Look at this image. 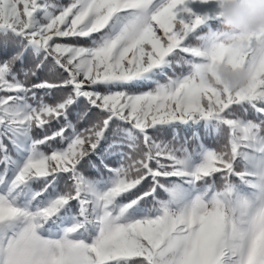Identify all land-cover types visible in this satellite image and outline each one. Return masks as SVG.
I'll return each instance as SVG.
<instances>
[{
  "label": "snow or ice",
  "instance_id": "obj_1",
  "mask_svg": "<svg viewBox=\"0 0 264 264\" xmlns=\"http://www.w3.org/2000/svg\"><path fill=\"white\" fill-rule=\"evenodd\" d=\"M190 2L0 0V50L19 48L0 60V264H264V32ZM81 100L98 110L83 128Z\"/></svg>",
  "mask_w": 264,
  "mask_h": 264
},
{
  "label": "clouds",
  "instance_id": "obj_2",
  "mask_svg": "<svg viewBox=\"0 0 264 264\" xmlns=\"http://www.w3.org/2000/svg\"><path fill=\"white\" fill-rule=\"evenodd\" d=\"M222 29L239 34L264 32V0H217ZM223 86L235 92L247 86L248 74L241 69L217 65L213 69Z\"/></svg>",
  "mask_w": 264,
  "mask_h": 264
},
{
  "label": "trees",
  "instance_id": "obj_3",
  "mask_svg": "<svg viewBox=\"0 0 264 264\" xmlns=\"http://www.w3.org/2000/svg\"><path fill=\"white\" fill-rule=\"evenodd\" d=\"M53 2L55 3H63V4H67L69 2V0H53ZM211 23L213 24H217L219 23V21H211ZM72 43H76V41H70ZM193 43V40L191 41ZM80 44H86L87 41L85 40H80L79 41ZM19 51V48L17 46H10L7 51H3L0 50V60L6 58L7 56H10L12 53ZM37 63V60L32 56L31 52L27 53L24 57V62L23 65L17 63L16 68L19 71V69L21 67L25 68V69H31L34 68L35 64ZM183 71L180 68L176 69V72L179 73ZM21 79H23V76L21 75ZM43 79H52V77L49 75L48 73V66L46 65L42 70H40L37 73L36 77H30L29 79V83H36L39 82L40 80ZM101 91H103V89H100ZM62 93L60 92H56L54 93L53 96L51 97H45V99L48 101V103H54L56 100H58L61 97ZM77 113L79 114H84L87 113V115L85 116L84 120L82 123H78L77 127L79 128H83L85 126H87L88 124H90L91 122H93L96 118H97V114H98V110L96 109H92L90 108V106L85 102V101H80L76 106L73 107V109L71 110V114H70V119L73 121V123L77 122ZM249 118H254L251 110H249ZM53 128L58 127V125H56L55 123L52 125ZM194 130H198L201 134L202 137H204L205 133H204V129L203 127H199L198 129H192V128H184L181 127L179 129L180 135L181 137L188 135L191 136L192 132ZM160 138L166 139V140H170L172 137V132L171 130H165L163 133L159 134ZM226 139V135L222 136L218 139H209V138H204L203 142L213 148H217L218 146H220L221 144H223L225 142ZM7 143V142H6ZM195 141H193L189 147L194 146ZM105 147H107V145H104ZM9 153H12V149H11V145H9ZM90 159L96 163L97 165L100 164L99 160L97 159L96 156H91ZM107 163H109L110 165H112L114 163L113 160H108ZM3 165H0V170H2ZM84 172H86L87 174L91 175L93 178H99L100 173H103L105 176L107 175V173L104 171V169L101 167L100 169V173L94 171L93 169H91L90 167H88L87 165H85L84 167ZM63 185H64V181H61V190H63ZM41 187L40 184H36L34 185V188L39 189ZM160 196L163 197V193H160ZM73 211H77L76 206H75V202H73Z\"/></svg>",
  "mask_w": 264,
  "mask_h": 264
},
{
  "label": "rangeland",
  "instance_id": "obj_4",
  "mask_svg": "<svg viewBox=\"0 0 264 264\" xmlns=\"http://www.w3.org/2000/svg\"><path fill=\"white\" fill-rule=\"evenodd\" d=\"M195 1L199 5V10L196 11V15L195 16H205V15H207L209 17H214V16H217L219 14V8H218V5H217V0H209L208 3H201L200 0H195ZM195 16H193V18ZM180 18H184L185 20H187L188 19V15L186 13H182L181 12L180 13ZM195 43H196V41L193 40V44H195ZM161 79H163V78H161ZM81 101H84V100H81ZM248 118H249V115H248ZM158 138H160V137H158ZM160 139H163V138H160ZM84 173H85L86 176H88L90 178H93L91 175L87 174L86 172H84Z\"/></svg>",
  "mask_w": 264,
  "mask_h": 264
}]
</instances>
